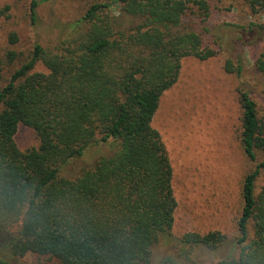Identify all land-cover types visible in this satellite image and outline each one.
I'll use <instances>...</instances> for the list:
<instances>
[{
	"label": "trees",
	"instance_id": "trees-1",
	"mask_svg": "<svg viewBox=\"0 0 264 264\" xmlns=\"http://www.w3.org/2000/svg\"><path fill=\"white\" fill-rule=\"evenodd\" d=\"M242 1L264 19V0ZM39 3L30 2L32 20ZM187 13L207 18L206 0H99L79 20V37L0 60V264H30L15 260L26 255L52 264H185L180 255L153 261V247L160 240L222 245L218 232L172 237V170L151 126L181 60L215 54L199 34L181 28ZM254 27L264 35V22L249 26L256 34ZM37 64L46 72H34ZM255 68L264 75V53ZM241 69L225 64L228 73ZM238 102L250 169L241 183L235 249L216 264H264V180L255 193L264 175V109L247 92H238ZM19 125L33 131L37 148H17ZM109 144L114 150L78 176H61L67 163Z\"/></svg>",
	"mask_w": 264,
	"mask_h": 264
},
{
	"label": "rangeland",
	"instance_id": "rangeland-1",
	"mask_svg": "<svg viewBox=\"0 0 264 264\" xmlns=\"http://www.w3.org/2000/svg\"><path fill=\"white\" fill-rule=\"evenodd\" d=\"M35 16L30 17L31 0H0V60L6 53L26 55L33 45L54 50L64 41H72L83 31L79 22L87 7L99 0H36ZM207 18L187 13L181 28L200 35L203 46L214 51L206 61L184 58L176 83L165 91L151 126L159 134L172 170L171 186L176 201L171 230L173 238L185 233L205 235L218 232L225 237L214 250L178 247L160 240L153 247V261L166 256L178 257L185 264H216L232 253L237 237L236 220L241 210V183L250 169L240 144L241 109L238 92H247L261 113L264 109V75L255 61L264 53V35L256 27L264 19L251 15L242 0H206ZM15 43H11V37ZM227 61L241 65V73H228ZM11 67L4 68L7 75ZM34 72L45 73L41 64ZM17 148L24 152L37 148L31 129L19 125L14 136ZM113 144L90 148L81 158L61 169V176L73 179L109 155ZM264 175L255 183L258 194ZM16 262L52 264L45 258L26 255Z\"/></svg>",
	"mask_w": 264,
	"mask_h": 264
}]
</instances>
